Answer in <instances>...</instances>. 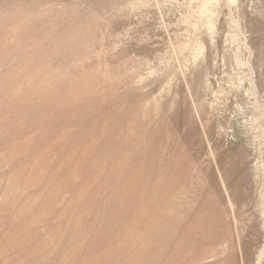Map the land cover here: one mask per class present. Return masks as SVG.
Segmentation results:
<instances>
[{"label": "rangeland", "instance_id": "obj_1", "mask_svg": "<svg viewBox=\"0 0 264 264\" xmlns=\"http://www.w3.org/2000/svg\"><path fill=\"white\" fill-rule=\"evenodd\" d=\"M0 264H264V0H0Z\"/></svg>", "mask_w": 264, "mask_h": 264}]
</instances>
